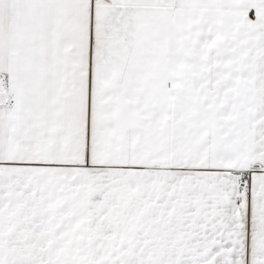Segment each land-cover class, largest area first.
<instances>
[{
  "label": "snow or ice",
  "instance_id": "obj_1",
  "mask_svg": "<svg viewBox=\"0 0 264 264\" xmlns=\"http://www.w3.org/2000/svg\"><path fill=\"white\" fill-rule=\"evenodd\" d=\"M0 264H264V0H0Z\"/></svg>",
  "mask_w": 264,
  "mask_h": 264
}]
</instances>
